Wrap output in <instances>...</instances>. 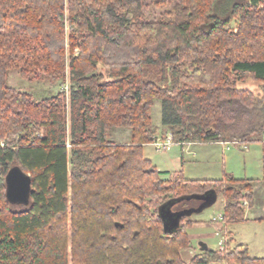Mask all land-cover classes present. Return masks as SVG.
Wrapping results in <instances>:
<instances>
[{"label": "trees", "instance_id": "trees-1", "mask_svg": "<svg viewBox=\"0 0 264 264\" xmlns=\"http://www.w3.org/2000/svg\"><path fill=\"white\" fill-rule=\"evenodd\" d=\"M66 43L67 95L35 103L7 85L11 69L63 85ZM155 101L179 147L261 141L264 0H175L159 19L142 0H0V264H264L230 232L223 250L195 247L192 215L164 227L162 207L208 194L222 197L218 223H242L253 181L156 168L143 151ZM115 128L127 143L110 141ZM13 167L31 181L19 210L5 198Z\"/></svg>", "mask_w": 264, "mask_h": 264}, {"label": "rangeland", "instance_id": "rangeland-1", "mask_svg": "<svg viewBox=\"0 0 264 264\" xmlns=\"http://www.w3.org/2000/svg\"><path fill=\"white\" fill-rule=\"evenodd\" d=\"M144 4V13L148 17H153L156 19L159 18H172L173 13V6L175 4V0H142ZM235 20H232L227 28L233 29L235 27ZM68 26L65 25V31L67 32ZM67 41V39H66ZM65 71H64V84L61 85L60 83L52 84L41 71H36L34 74L22 76L17 69H11L8 71V75L6 78L7 85L11 88H13L16 92L20 94H28L31 97V100L35 103L40 102L43 99H48L53 96H56L60 91H64L67 95L68 88L70 86V83L68 81V73H69V56H68V45L66 43L65 45ZM79 53V49L74 50L73 57H76ZM241 88H248L252 91H256L258 88V85L254 82H252L250 79L245 80L243 83L239 84ZM67 100V106H66V118H68V97ZM161 118V109H160V102L155 101L154 105L151 109L150 113V119L151 124L150 127L154 131L155 134H164L165 129L161 127L160 123ZM68 123V119H67ZM161 134V135H162ZM37 137H40L42 135V131H38L35 134ZM110 141L114 144L122 145L124 143H127L129 141L130 131L129 129L125 128H115L113 129L111 133ZM262 143L263 139L261 140ZM244 144L240 143H229L228 147L230 148V152L235 151V156H232L231 158L227 159L226 155H221V152L219 150L217 151L219 153V156L215 159L213 158L212 162L208 165H199L197 167H193L190 165L189 167V173L187 174L188 177H194L191 180H219V176L221 175H227L232 173L233 177L237 180L240 179L239 177H253V166H250L247 161L245 165H243V155H241L240 150H244ZM144 155L150 156V159H155V164L158 163L159 165H163L164 161H167V155L168 154H175L179 152V146L174 145L172 147V150L168 153H158L155 152L153 147H146L144 148ZM189 153V152H188ZM186 153L184 154V158L186 159ZM177 156H175L176 159ZM183 158V159H184ZM224 158V159H223ZM174 159V160H175ZM223 159V160H222ZM225 161V165L223 166ZM175 163L179 164L181 162L180 159L174 161ZM179 167V166H178ZM201 168H204L208 170V172H204L201 170ZM161 171H164V169H160ZM257 170V168H255ZM209 177L203 179V177ZM186 179V178H185ZM263 198V197H262ZM23 205L21 204H15L14 209L19 210L21 209ZM197 204L193 203L190 205V207H196ZM248 204L245 206L247 208ZM222 199L220 196V199L218 203H216L211 208L203 209V212L201 214L194 215L195 213H191L192 217H190L192 220L199 219L203 223L210 224V221L212 220L213 216H218L222 212ZM247 215V210L244 212V218ZM261 225V226H260ZM257 223H250L247 225H239V224H231L229 226L228 231H233L232 237L239 243L242 242L246 247H248L249 255L252 256L251 258H264V227L262 224ZM214 227V225H213ZM235 230V232H234ZM203 234L207 235H214V231L211 228L204 229ZM189 234H192L191 232ZM236 234V235H235ZM238 238V240H237ZM222 242V239L218 236H214L211 239L207 240L208 248L210 249H217L219 243ZM193 244V243H192ZM194 246L198 248V242H194ZM193 251V250H192ZM192 251H189V253H193ZM197 252V250H196Z\"/></svg>", "mask_w": 264, "mask_h": 264}, {"label": "crops", "instance_id": "crops-1", "mask_svg": "<svg viewBox=\"0 0 264 264\" xmlns=\"http://www.w3.org/2000/svg\"><path fill=\"white\" fill-rule=\"evenodd\" d=\"M230 142H216V143H188L185 144L181 147H179V152L175 154H168L167 161H164L163 165H159L158 163L155 164V159H150V156H146L148 159L151 160L152 164L158 168V169H164V171L167 172H175V171H181L182 175L184 178L187 180H191L194 177H188L189 173V167L192 165L193 167L201 166V165H208L212 162L213 158L215 159L216 157L219 156V153L217 152L219 149V152H221V155H226L227 154V159L231 158L232 156H235V151L230 152V148L228 147V144ZM244 150L241 151V155H243V165H245L246 161L250 166H253V172L252 176L253 177H239L240 179L238 180H252L253 181V187H252V196L253 200L252 202L248 203V206L246 208L247 210V215L245 216V221L242 223H239V225H247L250 223H257L260 225L259 220L262 219L263 214H264V206L262 203V197H263V191H264V143L261 141L259 142H254V143H247L244 144ZM146 147H151L150 145H145L143 146V150ZM189 152V153H188ZM186 155V159L184 158V154ZM175 156L178 157V159L181 160L179 164L175 163L174 161L177 160V157L175 159ZM184 158V159H183ZM175 159V160H174ZM224 159V158H223ZM222 159V160H223ZM223 166L225 165V161ZM179 166V167H178ZM257 168V170H255ZM202 171L208 172V170L201 168ZM230 177L232 179H236L233 177V174H227V175H221L219 176V180H223L225 177ZM209 178L207 176L203 177V179ZM237 180V179H236ZM220 199V196L216 198L215 202L207 207L211 208L213 207L216 203H218ZM222 199V197H221ZM222 205H223V200H222ZM206 209V208H205ZM203 212H195L194 215L201 214ZM216 217L213 216L212 220L210 221V224L203 223L199 219H195L197 222L194 224L190 230L192 234H189V238L191 242L194 244L195 241L198 242V247H207L208 248V243L207 240L211 239L214 236H218L222 239L223 235H226L227 232H231L233 234V231H228L230 225H224L221 223H218L216 221H213V219ZM214 225V227H213ZM235 225V224H234ZM261 226V225H260ZM211 228L214 231V235H205L203 234V230ZM235 232V230H234ZM236 235V234H235ZM238 240V238H237ZM239 241V240H238ZM240 242V241H239ZM242 243V242H241ZM244 244V243H242ZM247 246V245H246ZM248 248V247H247ZM248 251V249H247ZM248 256L252 257L249 255L248 251Z\"/></svg>", "mask_w": 264, "mask_h": 264}, {"label": "water", "instance_id": "water-1", "mask_svg": "<svg viewBox=\"0 0 264 264\" xmlns=\"http://www.w3.org/2000/svg\"><path fill=\"white\" fill-rule=\"evenodd\" d=\"M30 182V177L25 175L18 167L11 168L5 177V198L7 202L11 205H27L30 191ZM188 199L199 201L201 204L197 209L173 213L171 212V208L176 202H172L161 208L164 227L167 228V226H169L168 232H173L178 227L181 217L185 215L189 216L192 212H199L211 206L215 202L216 197L208 194L205 196H197Z\"/></svg>", "mask_w": 264, "mask_h": 264}, {"label": "built area", "instance_id": "built-area-1", "mask_svg": "<svg viewBox=\"0 0 264 264\" xmlns=\"http://www.w3.org/2000/svg\"><path fill=\"white\" fill-rule=\"evenodd\" d=\"M263 142H264V136H263ZM151 147L154 148L155 152L158 153H168L172 150V147L175 145L172 136L169 133L159 134L156 135L152 143L150 144ZM244 206L247 205L246 202L243 203ZM221 220V215L219 214L216 216L213 221L219 222ZM224 242L219 243V249H224Z\"/></svg>", "mask_w": 264, "mask_h": 264}]
</instances>
